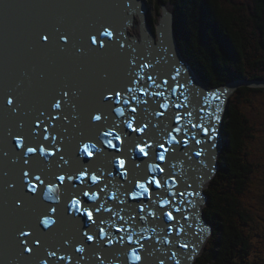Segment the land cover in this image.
Returning <instances> with one entry per match:
<instances>
[{
  "label": "snow or ice",
  "instance_id": "snow-or-ice-1",
  "mask_svg": "<svg viewBox=\"0 0 264 264\" xmlns=\"http://www.w3.org/2000/svg\"><path fill=\"white\" fill-rule=\"evenodd\" d=\"M90 27L95 30L79 38L60 25L36 31L29 52L46 60V66L34 64L22 70L14 87L0 90V113L5 118L0 128V193L6 197V214L16 221L5 228L15 254L13 264H104L106 257L88 255L87 250L105 244L122 246L113 255L117 264H145L156 244L142 233L158 231L145 224L166 226L161 244L174 243L169 232L179 238L185 231L168 211L175 197L184 195L171 191L179 179L172 161L178 159L177 152L188 155L189 137L194 144L201 143L181 124L185 115L203 118L179 99H171L183 87L176 81L179 69L170 78L172 83L161 80L147 71L153 63L122 42L123 33L111 24L98 22ZM109 53L119 57L118 68L104 63ZM65 60L72 61L74 69L60 63ZM89 61L97 63L90 66ZM33 74L39 97L29 102L26 93L33 85ZM189 123L208 135L203 123ZM105 145L113 151L106 152ZM93 156L96 160L110 157L109 167L74 166L82 157ZM113 180L117 186L111 192ZM56 181L78 189L90 202L69 197L61 206ZM66 223L70 232L61 230ZM114 227L124 235H114ZM159 264H165L164 259Z\"/></svg>",
  "mask_w": 264,
  "mask_h": 264
},
{
  "label": "trees",
  "instance_id": "trees-1",
  "mask_svg": "<svg viewBox=\"0 0 264 264\" xmlns=\"http://www.w3.org/2000/svg\"><path fill=\"white\" fill-rule=\"evenodd\" d=\"M168 1L176 7L183 53L204 80L221 85L264 78V0H156V7ZM261 93L263 87L244 85L230 98L220 169L206 189L205 215L214 236L196 264H249L254 242L246 226L253 217L244 198L255 179L249 142L257 135L244 106Z\"/></svg>",
  "mask_w": 264,
  "mask_h": 264
},
{
  "label": "water",
  "instance_id": "water-1",
  "mask_svg": "<svg viewBox=\"0 0 264 264\" xmlns=\"http://www.w3.org/2000/svg\"><path fill=\"white\" fill-rule=\"evenodd\" d=\"M45 1L46 0H0V90H3L6 87H14L16 80L20 78V72L22 70L30 69L34 64L39 66H46L47 64L46 60L42 59L41 56L39 55L33 58L32 54L29 52V48L33 44V35H34V33L31 32V30H33L31 26V24L33 25V23H31V20L33 22L37 15L39 14L43 15L42 9L45 7L43 6V4L46 3V6H48V3ZM59 3L57 5L60 6L62 5V7L65 8L61 10L60 13L62 15L61 18H63L64 21L68 20V22L71 23V27L74 29V30L71 29L72 32L73 31L77 32V30L81 28L82 29L81 36L82 35L86 36V34L83 32L86 31L90 32L95 30L92 27L87 29L86 27L88 26V23L90 26L94 23L98 24V22H104L111 24L119 32L123 33L122 42H124L126 45L131 44L133 46H137L140 43L147 42L145 37L141 38L140 40L129 38L127 35L128 33L126 31V26L130 23V19H132L133 17V16L130 17L129 15L133 13H139L142 22H144L145 20L148 21V19L146 18V14L144 13L145 12L144 10L146 9V5H143L140 0H111V1L102 0L100 2H97V5L95 6H93L92 4H88L83 0H62ZM86 4L90 6L87 7L83 6ZM57 5L56 6L53 5L55 6L54 8L48 7V13L46 14V16H50V14H52L53 11L55 12ZM162 8H163V12H165L166 11L165 4H162ZM160 21L161 22L166 21L167 23H161L166 27L167 26L169 27L171 23V21L168 22L167 18H163V19L161 18ZM148 23H146V25ZM142 26H144V24H142ZM145 28H147V26ZM169 29L171 28L169 27ZM182 56L183 53L181 49L179 50L176 49V56H175L176 58L175 57L173 58L172 63L174 65V63L177 61L178 64L180 62L184 64V67L179 69V73H180L179 76H176V81L179 82V84L183 85V87L178 89L177 94L171 97V99L173 102L179 99L180 103L186 105L189 111H194L200 117L203 118L202 120L198 121L196 119V115H194L193 117H191L192 120L190 118L188 120H185L186 123L188 122L189 124L187 127H191V124L189 123L190 120L192 123H197V124L203 123L204 126L209 128V133L207 136H205L203 131L198 128L192 127L194 131L189 130L191 134H194L195 137L201 141L198 147L197 145L194 146L195 148H197L196 149L197 152H200L199 156H197L196 153L192 155L191 151L188 152V156H184L182 152L175 153L176 156H178V159L175 160L176 161L175 175L178 176L179 179L175 181L176 187L174 191L183 192L184 195L183 197L180 196L175 197V200H173L172 205H175V203H177L178 205L174 206V208L171 206L172 208L170 207L171 208L170 211L175 215L177 214L181 216L180 224L184 227L185 231H184V236L182 234L181 238L179 237L178 239L176 237L177 239H174L175 245L172 246L171 250L168 249L162 252L163 255L162 257L164 258L165 264H176V261H179V264H187L188 262H190L189 258L192 257V254H190V252H192V249L195 248V244H197V241H199L198 239L199 232H201L202 228H201V223L198 220L199 218L197 217V208L196 206H194L195 202L193 201V199L197 196L196 194L199 193L200 191V190L197 191V189L199 188L198 185L206 181L205 178L206 176L205 174H207L206 170H209L211 168L212 159L215 157L214 155L217 153L218 148L215 149L216 148L215 134L219 129V125L216 123V121L219 122L218 117L221 116L220 113L217 114L216 107L219 106L220 104L219 103L220 98H218L216 93H209V94L204 93L203 95L205 98H202L200 100H197V97L193 96L192 92L194 89L191 90L193 83L192 81H189L188 78L189 76L190 79L192 80L194 78L195 86L199 87L200 85V82L198 81L199 76L193 65L191 63L187 64V62L185 61V59H183ZM115 58H117V61H115L116 60ZM118 58L119 57H117L114 53H109L104 63H106L108 66L112 67L113 69H116L119 66ZM60 63L64 65L63 62ZM96 63H97L96 61H91V65L93 66H95ZM186 66H188L189 68L185 72L184 68ZM167 67H169L167 64H164L160 67H154V72L157 74L160 73V75L159 74L158 75L160 76L161 80L169 79V82H171L170 78L176 75L174 71L176 72L177 68L176 66H170L169 68L170 71L172 72L169 71L167 74H161V71L165 72V70L169 69ZM189 71H192L191 75H189ZM240 83L253 87H264V78L232 81V82H228L226 86L230 92H233L235 89H237ZM180 93H183V95H180ZM37 97H39V88L37 86L35 74H33V85L27 90L26 99L36 100ZM185 97H187V99H185ZM191 97H193L194 101L197 100V102H193V100H191ZM89 102H91V97H89ZM181 109L183 108H179L177 109V111ZM200 109H203V111H200ZM180 112L183 113L182 110ZM164 121L167 122V120ZM4 123H5L4 115L3 113H0V128L3 127ZM222 124H224L223 121ZM191 141H192L191 137H189L188 139L189 149L192 146L193 141L192 142ZM204 145L206 146L205 148H203ZM2 146H3V137L0 136V147ZM99 146L100 145H98V147ZM180 158H182V160ZM183 158L185 160V164H183L184 163ZM204 159L206 160L203 162L202 160ZM85 160L86 161L94 160L95 163L88 164L84 162ZM137 162L139 163L140 161L138 160ZM79 163H83L84 167L91 169H96V168L106 169V166H109L106 160L104 161V158L96 160L95 156L87 157V158L82 157L79 162H74V166H78ZM0 164H2V162H0ZM201 165H203L204 167ZM163 166L165 167L164 164ZM179 173L180 175H178ZM181 173L183 174L182 176ZM112 182L114 184L115 180H113ZM56 184L59 186L58 195L60 196V205L63 206L65 199L74 196L70 194L71 192L67 191L70 188L65 187L63 185H59L58 181H56ZM61 196H63V199L61 198ZM5 198L6 197L4 196V194L0 193V264H13V261L15 259V254L10 243V236L8 238L5 236V228L7 226L10 229L11 225H13L16 221L13 216H11L10 214H6L5 212V207L3 204ZM48 203H53V202L49 201ZM176 208H179L180 211L179 212L176 211ZM64 229H68V230L70 229V231L72 230L71 226L68 223L62 226L61 230L63 231ZM188 229L189 230L192 229L191 232H189ZM186 231L187 233H185ZM121 235H124V233L121 232ZM157 241L158 243L156 245H160L159 240ZM180 244H186L187 247L181 250L179 249ZM161 245H165V244H161ZM166 245L169 246V244ZM175 246L178 247L177 252L173 251ZM118 247L121 248L122 246L119 244H115L113 246H108L107 244H105V249H103V247L98 248L94 246L92 247L94 249L90 248L87 250V254L88 255L97 254L101 257H106L105 255L107 254V259H111L110 261L112 262L114 260L113 255L119 251ZM100 250L101 252H103L102 250H105V253H101ZM173 252H176L178 254L180 253L181 257L180 256L178 257V254L175 257H172L171 254ZM32 264H35V261H33ZM87 264H94V261H88Z\"/></svg>",
  "mask_w": 264,
  "mask_h": 264
},
{
  "label": "bare ground",
  "instance_id": "bare-ground-1",
  "mask_svg": "<svg viewBox=\"0 0 264 264\" xmlns=\"http://www.w3.org/2000/svg\"><path fill=\"white\" fill-rule=\"evenodd\" d=\"M60 1H62V0H46L45 1V2L48 3V6H46V3L43 4V6H45L42 9L43 10V15L42 14L37 15L33 22L31 20V23H33V25L31 24V26L33 28V30H31L32 28L30 29L31 32L35 33L36 31L42 30V29L43 30H47V29H50L54 25H60L65 30H69V31L74 30L71 27V23H69L68 20H66L67 21L66 22V21H64L63 18H61L62 17V15L60 14L61 13V10L62 9H65V8L62 7V5L61 6L60 5H57ZM83 1L86 2V3H88V4H92L93 6H95V5H97V2H100L102 0H96V1H94V0H83ZM140 1H141V3L143 5H146V9L144 10L145 11L144 13L146 14V18L148 19V6H147L148 4H147V2H145V0H140ZM88 4H86V5H88ZM53 5H55V6L57 5V8H56L55 12L53 11V13L50 14V16H46V14L48 13V7L49 8H54L55 6H53ZM173 7H174V5H172V4H170L169 6H167L165 4V8H166L165 10L166 11L165 12H162L161 17H160V19H159L156 27L152 26V24L149 21V19H148L149 23L146 20L144 22H142L141 19H140L139 13H133V14L129 15L130 17L131 16H133V17H132V19H130V23L126 26V31L128 33L127 35H128L129 38H134L136 40L137 39L140 40L143 37L146 38V41L147 42H145V43L147 45L143 42V43H140L139 44L140 46L137 45V46H134V47L137 49V51L140 54H142L144 57H147L148 60H150L153 63L154 67H160V66H162L164 64H167L169 67L170 66H176L177 69H181V68L184 67V64H182V62H180L178 64L177 61H176L174 63V65L172 63L173 62V58L176 56V49L179 50L181 48L180 47V44H179V41H178L177 33H176V17H175V12L173 10ZM162 10H163V8H162ZM161 18L162 19L163 18H167L168 22L171 21V23L169 25V27L171 29H169L168 26L166 27L163 24H161V23H167L166 21L161 22L160 21ZM88 20H91V19H88ZM146 23H148V24L146 25ZM142 24H144V26H142ZM145 25L147 26V28H145L146 27ZM137 27L139 28V30H138L139 32H137ZM86 28L87 29L88 28H91L89 26V23H88V26ZM131 28H132V30H135V33H131L130 32V29ZM81 32H82V29L81 28L78 29L77 32L76 31H73V33L78 38L81 37ZM86 32H83V33L87 34L88 32L87 33ZM31 54H32V57L33 58L35 56H38V55H36L34 53H31ZM185 56L183 54L182 57H183V59H185V61L187 62V64H189L190 62L187 61L189 59H186ZM115 59H116L115 61H117V58H115ZM157 61H159V63H157ZM62 62L64 63L65 66L72 65L73 66V69L75 67V65L73 64V62L70 61V60H65V61H62ZM88 63H89L90 66H93V65H91V61H89ZM169 67H167V68H169ZM188 68H189L188 66H186L184 68L185 72L188 70ZM147 71H154V68L153 69H149ZM169 71H170V68L167 69V70H165V72L164 71H161V74H167ZM170 72H172V71H170ZM191 72L192 71H189V75H191ZM174 73L176 74L175 71H174ZM158 74L160 75V73H158ZM195 76H196V74H195ZM188 79H190V76H189ZM203 85H205V84H203ZM199 89L200 90H203L204 88L203 87H199ZM196 95H197V100L204 98V95L202 93H199V94H196ZM37 99H38V97H37ZM191 100H193V97H191ZM28 101L29 102H33V101H35V99L34 100L33 99L32 100L28 99ZM224 106H225V108H224V110H225L227 108L226 107L227 104H224ZM182 111H184V109H182ZM164 123L165 124H168V121L167 122L164 121ZM181 124H183V123L181 122ZM218 130H219L220 134L223 132V124H222V121L220 123V127H219ZM195 131H197V130H195ZM114 143H118V141H114ZM128 143H132V141L130 140ZM104 149H105L106 152L113 151L112 149H108L106 145L104 146ZM215 155H216V157H218L220 155V152L219 153H216ZM103 158H104V161L107 160V159H110V157H108V158L102 157V159ZM215 163H216V160H215V157H214L212 159V163L211 164H215ZM108 167L109 166H106V169ZM141 167H142V165H141ZM216 170L217 169H215V171ZM206 171H207L208 175H211V171H209V170H206ZM161 175H163V174L161 173ZM178 175H180V173ZM182 175L183 174L181 173V176ZM101 183H103V178L101 179ZM169 183L171 184L172 182H169ZM207 183H208V180H206V182L201 183V184L198 183V184H200V185H198L199 186L198 189H200L201 191L199 193H197L196 194L197 196L193 199V201L195 202L194 203V206H196L197 212L199 213L198 216H201L202 218H204V216H205V214H204V208H205V206L204 205L207 203V197H208V195H207V192L208 191L205 190V188H207V187H205V185ZM112 185H114V186L111 187L110 191L111 192H114V191H116L117 181H115L114 184L112 182ZM80 187H83V186L81 185ZM68 188H70V189H68L67 191L68 192H71L70 194H72L75 198L81 199L82 200V203H84V202H90L88 197H83V196L80 195L78 189L74 190L70 186H68ZM198 189H197V191H199ZM174 190H175V188H172L171 191H174ZM75 194H76V196H75ZM97 195L100 196L101 194L98 192ZM204 195H205V197H204ZM61 198L63 199V196H61ZM102 202H103V199H102ZM170 210H171V208L169 207L168 208V211H170ZM95 215L96 214L94 213V217H95ZM103 215L107 216V213H104ZM173 215H174V217L178 218L179 219V222H180V220H181L180 217L181 216L180 215H177V214L175 215L174 213H173ZM169 223H173V222H169ZM119 224H120V222L118 221L117 222V226ZM144 226L147 227V228H149V229L152 228V227H158V231L156 233H153L151 231H146V232H144L142 234V236L144 238L151 237L152 238V243L155 242V244H157L158 243V241H157L158 238H163L164 235H165L164 229H166V226L163 225V224H159V225H156V224H145ZM114 229H115V227H114ZM69 231H70V229H69ZM210 232L212 233L213 230L211 231V229H210V231L208 233V229H206V227L203 226L201 232L199 233V238H198V239H200V242L195 246L196 249L193 248L192 249V252H190V254H192V257L190 258L191 259L190 260V263L191 264H194L195 263L196 258L198 256V252H200V250H202V248L204 247V243L207 240V238L210 235H212ZM113 234L116 235V236H120L121 235V232H116V230H114ZM183 236H184V233H183ZM168 237L173 242H174V239H177L176 236H175V234H174V232H169L168 233ZM180 238H181V236H180ZM142 242H146V241H142ZM159 244L160 245H156V248H155V251L153 252V255L150 256V257L145 258V264H159L160 259H164L162 257V252H164V251H166L168 249L171 250L172 249V246L175 245L174 243L169 244V246L166 245V244L165 245H161V243H159ZM92 249H94V248H92ZM103 249H105V245L103 246ZM179 249L183 250V248H181V247ZM177 250H178V247L175 246L174 249H173V251H176L177 252ZM102 251L103 252H101V250H100L101 253H105V250H102ZM105 256H106V259H107V254ZM179 256L181 257L180 253L178 254V257ZM106 259L104 261V264H117V261L116 260H113L111 262L110 261L111 259H107V260Z\"/></svg>",
  "mask_w": 264,
  "mask_h": 264
},
{
  "label": "rangeland",
  "instance_id": "rangeland-1",
  "mask_svg": "<svg viewBox=\"0 0 264 264\" xmlns=\"http://www.w3.org/2000/svg\"><path fill=\"white\" fill-rule=\"evenodd\" d=\"M147 2L148 6V19L152 24V26L156 27L161 14L163 10L161 8L156 7V0H145ZM158 3V2H157ZM167 6L170 4L174 5L172 1H168V3H165ZM174 12L176 13V7H173ZM176 17V14H175ZM139 28L137 27V32ZM131 33H135V30L130 29ZM177 33V31H176ZM178 37V34H177ZM179 41V38H178ZM180 44V41H179ZM181 47V46H180ZM182 53L183 50L180 48ZM184 54V53H183ZM185 56V54H184ZM186 57V56H185ZM189 61V60H188ZM190 62V61H189ZM191 63V62H190ZM194 67V66H193ZM195 68V67H194ZM196 70V68H195ZM197 72V70H196ZM200 80L205 83L207 86H215L212 85L209 80H204L199 73L197 72ZM240 80H250L246 78H234L228 82L232 81H240ZM227 82V83H228ZM226 83V84H227ZM244 86V84L240 83L238 87ZM249 86V85H247ZM237 87V89H238ZM253 87V86H249ZM264 88V87H263ZM235 89L231 95L230 98L233 96L234 92L237 90ZM230 98L228 102V106L225 110L224 113V124H223V134H224V128H225V116L227 114V110L230 105ZM245 112L248 114V116L251 118V122L255 128V134L257 137L255 139H252L249 142V160L250 162H253V164L256 165L257 168L254 174V182L250 188V191L247 193V195L244 198L246 207L249 210L250 215L253 217L252 221L248 226H246V231L248 234L251 235L252 240L254 242V248L253 251L250 253L249 259H247V262L249 264H264V93L258 94L254 101L251 104H247L244 106ZM225 138V136H224ZM226 141V138H225ZM224 149L220 150V155L219 157L221 158V155L223 154ZM219 158V159H220ZM219 162V160H218ZM258 163V164H257ZM220 169V162H219V167ZM215 176V175H214ZM212 177V179L214 178ZM210 181L205 185V187H209ZM205 188V190L207 189ZM209 197H207V203L204 205L205 208L208 204ZM204 208V212H205ZM205 214V213H204ZM210 223L213 226V223L210 221ZM214 236V226H213V232L212 235H210L207 240L204 243V247L200 252H198V256L196 260L206 251L209 243L211 242V239ZM260 237V238H259ZM196 264V261L195 263Z\"/></svg>",
  "mask_w": 264,
  "mask_h": 264
}]
</instances>
